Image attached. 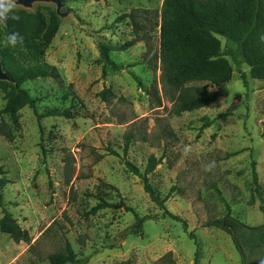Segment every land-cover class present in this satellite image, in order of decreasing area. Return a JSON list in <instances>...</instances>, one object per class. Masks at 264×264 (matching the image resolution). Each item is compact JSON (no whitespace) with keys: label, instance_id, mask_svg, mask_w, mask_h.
Instances as JSON below:
<instances>
[{"label":"rangeland","instance_id":"rangeland-1","mask_svg":"<svg viewBox=\"0 0 264 264\" xmlns=\"http://www.w3.org/2000/svg\"><path fill=\"white\" fill-rule=\"evenodd\" d=\"M63 1L65 16L54 3L24 8L9 1L7 7L37 38L41 27L22 11L58 16L57 33L36 59L0 45L10 60L37 70L57 67L58 78L39 77L20 86L36 99L38 113L57 109L71 117L39 122L29 105L19 109L16 121L0 116L13 136L0 135V179L7 180L0 184L3 204L31 236L30 243H16L0 229V264H51L50 255L67 242L78 258H88L85 264H194L197 248L198 264H244L232 235L206 226L228 210L249 226L264 224V80L251 77L239 41L209 28L221 41V57L233 67L232 79L209 84L219 91L215 102L177 114L176 90L161 81L160 29L150 32L147 42L120 48L136 34L128 19L117 18L138 9L151 11L155 20L164 0ZM4 21L0 41L7 38ZM102 45L111 62L126 68L105 63ZM9 89L0 80V110ZM105 89L115 95L108 101L100 95ZM207 120L212 124L204 128ZM151 156L159 164L148 174L150 183L188 230L183 221L164 215L125 163L144 172ZM100 199L123 201L136 214L125 207L92 213ZM136 215L138 233L128 230L139 222ZM246 264H264V248L248 254Z\"/></svg>","mask_w":264,"mask_h":264},{"label":"trees","instance_id":"trees-1","mask_svg":"<svg viewBox=\"0 0 264 264\" xmlns=\"http://www.w3.org/2000/svg\"><path fill=\"white\" fill-rule=\"evenodd\" d=\"M22 13L41 27L40 38L24 27L19 19H13L10 9L6 11L4 32L6 35L18 33L22 37V43L17 48L24 50L31 59H36L41 54L43 46L51 43L59 29L60 21L55 13L49 19L39 13H27L26 11H22ZM150 14L152 12L148 10L134 9L117 18L118 21L128 19L136 34V37L121 45L120 48L132 47L140 41L147 42L151 37L150 32L157 28L160 29L161 43L158 58L161 61V81L164 87L170 86L176 90V97L172 101L173 109L177 114L203 108L215 102L219 97V91L210 89L209 84L220 85L232 79L233 67L229 60L221 57V41L212 34L209 30L210 27L215 28L223 35L238 40L239 52L250 66L251 77L264 80V41H261V37L264 36V0H164L161 14L157 13L155 20ZM108 51L106 45L101 46L105 63L114 64L109 59ZM0 52L4 70L11 77V81L1 80L8 82L10 89L7 93L8 101L5 107L0 110V116L7 115L16 121L19 109L29 105L34 109L39 122L42 118L49 116L71 117L70 112L57 109L38 113L36 99L20 86L27 80L39 77L58 78L60 74L57 67L47 64L37 70L25 62L8 59V55L4 53L1 45ZM114 65L118 70L126 68L123 64ZM241 77L245 86H248L246 74H242ZM191 82H204V84L189 85ZM100 95L105 101L115 96L112 91L107 89L103 90ZM211 124L212 122L207 120L203 126L206 128ZM0 135L13 140L11 132L5 129L2 123H0ZM129 142L130 135H127L125 153L128 150ZM125 163L130 171L143 180L145 191L165 211L164 215L169 214L175 220L183 221L185 229L188 230L185 220L166 210V199L161 197L150 183L148 174L159 164V159L151 156L144 172L128 160ZM253 177L257 191L260 192L258 174L255 170ZM6 182V179H0V184L5 185ZM0 207L3 213L0 220L1 231L8 233L16 243L22 241L30 243L29 232L21 227L18 220L5 207L1 192ZM121 207L136 214L135 210L127 207L123 201L116 204L105 199H100L91 212L97 213L106 208ZM136 216L139 222L128 230L131 229L132 232L138 233L141 229V217ZM206 226L220 227L230 233L244 264H246L248 254H253L256 250L264 248V224L257 227L249 226L238 217L233 216L230 210L224 217L208 221ZM190 237L196 238L193 232H190ZM49 260L51 264H85L88 258H78L72 245L67 242L66 248L50 255ZM198 261L199 250L197 248L194 264H198Z\"/></svg>","mask_w":264,"mask_h":264},{"label":"water","instance_id":"water-1","mask_svg":"<svg viewBox=\"0 0 264 264\" xmlns=\"http://www.w3.org/2000/svg\"><path fill=\"white\" fill-rule=\"evenodd\" d=\"M9 1L13 2L15 5H19L24 8H32L35 2L54 3L57 7V13L61 16H65V14L61 13V9L64 6L63 0H0V20L2 21L5 20V13L9 5ZM0 80L11 81L10 75L4 70L1 53H0Z\"/></svg>","mask_w":264,"mask_h":264},{"label":"clouds","instance_id":"clouds-1","mask_svg":"<svg viewBox=\"0 0 264 264\" xmlns=\"http://www.w3.org/2000/svg\"><path fill=\"white\" fill-rule=\"evenodd\" d=\"M12 18L17 19L18 17L13 16ZM261 41H264V36L261 37ZM21 43L22 37H20L18 33H10L7 35L6 40L0 41V44H3L4 46L9 48H16Z\"/></svg>","mask_w":264,"mask_h":264}]
</instances>
